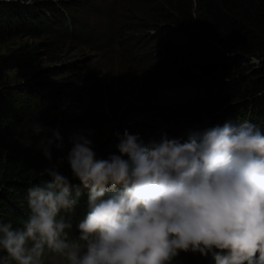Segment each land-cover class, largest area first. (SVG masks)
I'll use <instances>...</instances> for the list:
<instances>
[{
    "label": "clouds",
    "instance_id": "1",
    "mask_svg": "<svg viewBox=\"0 0 264 264\" xmlns=\"http://www.w3.org/2000/svg\"><path fill=\"white\" fill-rule=\"evenodd\" d=\"M31 132L49 179L28 187L20 227L0 219V264H173L181 253L264 264V132L251 121L190 131L186 140L165 133L146 143L116 132L120 154L107 159L97 158L93 133L80 132L55 165L59 128L34 122ZM65 159L79 184L59 170ZM82 189L88 210L70 238Z\"/></svg>",
    "mask_w": 264,
    "mask_h": 264
},
{
    "label": "rangeland",
    "instance_id": "2",
    "mask_svg": "<svg viewBox=\"0 0 264 264\" xmlns=\"http://www.w3.org/2000/svg\"><path fill=\"white\" fill-rule=\"evenodd\" d=\"M56 1L32 0L29 4L0 0V15L10 14L13 7L26 11L37 3ZM67 1L72 5L65 14L74 25H83L81 32L74 26L72 35L64 37L52 31L33 34L13 27L0 33V130L14 132L17 144L30 143L24 151L28 157H43L37 149L39 137L31 132L34 122L59 128L64 147L52 148L56 162L67 156L72 147L69 138L80 132L93 133L89 138L98 159L120 154L114 134L122 136L125 130L146 143L159 141L165 133L186 140L190 131L251 119L264 132V118L254 120L242 109L231 114L234 101L209 100L189 80L172 79L153 69L145 61L147 52L139 47L141 37L136 32L122 33L120 29L115 34L118 27L133 22L139 0ZM159 86L166 89L165 102L153 95L154 87ZM86 201L87 190L82 189L72 215L70 238L79 234L77 224L87 213ZM45 264L57 261L46 257ZM173 264L213 261L181 253Z\"/></svg>",
    "mask_w": 264,
    "mask_h": 264
},
{
    "label": "trees",
    "instance_id": "3",
    "mask_svg": "<svg viewBox=\"0 0 264 264\" xmlns=\"http://www.w3.org/2000/svg\"><path fill=\"white\" fill-rule=\"evenodd\" d=\"M71 2H41L26 11L13 7L10 14L0 15V33L13 27L64 37L72 35L74 26L81 32L83 25H74L65 14ZM139 5L133 22L118 27L115 34L120 29L136 32L153 69L172 79L189 80L209 100L234 101L231 114L242 109L254 120L264 118V0H139ZM164 90L154 87L158 101L165 102ZM29 148L30 143L17 144L14 132L0 130V219L14 227L27 218L28 187L49 179L40 176V170L51 166L49 161L28 157L24 151ZM51 164H57L55 157ZM59 170L71 177L68 163ZM0 256L6 253L0 251Z\"/></svg>",
    "mask_w": 264,
    "mask_h": 264
}]
</instances>
